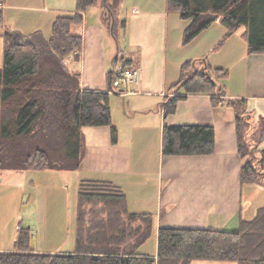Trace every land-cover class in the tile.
<instances>
[{"label":"trees","instance_id":"1","mask_svg":"<svg viewBox=\"0 0 264 264\" xmlns=\"http://www.w3.org/2000/svg\"><path fill=\"white\" fill-rule=\"evenodd\" d=\"M122 0H106L108 18ZM0 0V25L3 22ZM99 0H75L73 13L57 16L46 40L49 54L38 57L30 45H15L5 36L0 67V173L2 171L64 170L77 172L86 155L82 129L112 125L109 93L114 71L107 73V91L82 89L78 64L82 50L81 26L85 12ZM166 12L187 22L181 45L192 43L218 23L222 47L246 27L248 54H264V0H165ZM116 23L113 21V33ZM124 27V23H122ZM8 39V40H7ZM214 47V48H215ZM115 65L128 62L117 57ZM229 71L212 67L202 57L181 63L177 82L159 104L167 118L189 95H206L214 107L235 111L237 154L242 161L239 178L245 185L264 186V121L254 130L243 99L227 98L221 83ZM215 150V132L207 125H164L163 156H208ZM75 247L71 253H35L32 231L18 225L13 248L0 253V264H191L193 261L264 264V207L236 232L212 229L160 227L156 255L142 250L151 238L153 215L130 212L121 189L108 181L83 180L78 185Z\"/></svg>","mask_w":264,"mask_h":264},{"label":"crops","instance_id":"2","mask_svg":"<svg viewBox=\"0 0 264 264\" xmlns=\"http://www.w3.org/2000/svg\"><path fill=\"white\" fill-rule=\"evenodd\" d=\"M9 9L17 14L15 16L34 10L48 12L46 0H5L1 7L5 23ZM73 12L74 9L57 12L45 27L32 33L24 31L20 21L12 18L11 24L15 23L19 28L8 32L6 37L12 44L30 45L38 57L49 54L46 29L52 24L51 20ZM113 21L118 27L114 33ZM8 22L10 24V20ZM187 24L177 15L166 12L165 0H122L113 20L108 18L102 4L88 9L83 24L72 30L81 35L83 41L78 64L81 88L107 91L106 75L115 67L114 61L119 57L136 68L140 75L137 82L127 88L125 95L141 97L147 101L148 108L138 110L135 108L139 106H134L133 111L124 112L121 124L127 138L133 134L129 131L132 126L129 122L135 119L134 115H150L154 118L146 122L148 133L143 137H147L152 146L154 125L160 133L165 124L207 125L215 132L214 153L208 156H163L158 145L160 152L155 162L154 150L148 143L138 151L131 146L127 148L117 130V143L112 145L108 127H85L82 131L86 155L80 170L75 173L81 181H108L118 186L125 195L130 212L153 215L155 235L160 227L236 232L241 220L253 219L258 209L264 207V186L240 183L242 161L237 154L235 111L230 107H214L206 95H189L167 118L158 108L167 89L177 82L181 63L207 56L204 51L196 57L179 51L183 47L181 39ZM218 25L220 37L217 40H220L224 29ZM211 27L199 36L202 37ZM235 37L229 38L222 49L225 50ZM119 41H123V48L117 45ZM172 46L175 47L172 50L173 71L170 72L169 49ZM215 66L229 69L231 77L224 85L227 98L245 100L254 130L260 129L264 121V54H248L246 47L234 64ZM109 105L112 125H115V108L111 99ZM260 146L264 147V142ZM132 155L137 159L133 160ZM17 229L18 226L9 231L1 221L0 253L12 250ZM34 239L38 242L37 235L32 233V251L46 252L34 246Z\"/></svg>","mask_w":264,"mask_h":264},{"label":"rangeland","instance_id":"3","mask_svg":"<svg viewBox=\"0 0 264 264\" xmlns=\"http://www.w3.org/2000/svg\"><path fill=\"white\" fill-rule=\"evenodd\" d=\"M101 4L102 0H99L98 5ZM46 5L48 10L47 13L34 10V12L27 11L22 16H15L17 14H14L11 9L7 11L8 20L5 25H7L9 30H4L0 25V67L2 64L1 51L5 36L11 30L13 31V29H15L16 31L19 28L15 23L11 24L12 18H16L20 21V26L24 31L32 33L36 29H42L45 27V24L47 25V22L54 18L57 12L63 10L66 11V9H74L75 0H46ZM9 20L10 24L8 22ZM5 21L3 17V22ZM218 26L219 25L216 23L213 24L211 29L207 33H204L202 37H197L195 41L188 45H182L183 47H180L181 49L179 51L182 54L193 55V57L198 56V53L204 51L207 53V56H205L207 57V62L212 67H216L215 65L234 64L235 59L247 47V37L244 35L246 27H242L241 31L235 35V38L229 41L226 49L223 50L222 47L224 45L218 48L215 47L219 41L217 39L220 37V29ZM117 29L118 27H115V32H117ZM46 32L50 36L51 25L46 29ZM208 36L209 38L207 39ZM123 44V41H119L117 45H119L120 48H123ZM174 47L172 46L169 49V59L171 62H169L168 69L170 72L173 71L172 50ZM42 56L43 55H41L40 58ZM224 69L229 71L226 67ZM229 77H231L230 71L228 77L221 82L223 86ZM234 77L235 75H233L232 79H234ZM125 94L126 92L123 94L113 92L111 96H109V103L111 99L113 107L115 108V111L113 112L115 125L113 124V127L116 131L119 130L121 132L120 140L121 142L124 140L125 144L123 146L127 145V148L131 146L132 149L138 151L142 147L144 148V145L148 143L154 150L153 159L156 162L158 159V153L160 152L158 145H160L161 149V133L159 132V129L157 128L156 130V128H154L155 125L152 126V131L154 132L153 146L147 137H143L148 133L146 122L153 120L154 117H151L150 115L147 117L142 114H136L134 115L135 119L129 122V124H132V126H129V131L133 132V134L129 135V138H127L123 132L125 128H123L121 121H123L124 112L129 113L130 111H133L132 109H134V106H139V108H135L138 110L147 108L146 100L144 101L141 97H128ZM130 142H133V144L129 145ZM132 159L136 160L137 158L132 155ZM1 180L3 183L0 184V220L7 225L9 231L11 229L13 230L14 227L19 224L23 227H29L32 233L37 235L38 238V242L34 239V246L37 248H43V251H46L43 253L54 254L74 251L77 209L80 202L78 196V185L81 182L80 176L75 172L64 170L2 171L0 173V181ZM31 181L34 183L33 186L31 185ZM4 192L6 193L2 194ZM156 249L157 237L152 233L151 238L144 244L142 250L147 254L154 255L155 253L156 255ZM191 264L236 263L193 261Z\"/></svg>","mask_w":264,"mask_h":264},{"label":"built area","instance_id":"4","mask_svg":"<svg viewBox=\"0 0 264 264\" xmlns=\"http://www.w3.org/2000/svg\"><path fill=\"white\" fill-rule=\"evenodd\" d=\"M139 76V71L132 66L118 65L114 71L112 87L125 89L129 85L137 82Z\"/></svg>","mask_w":264,"mask_h":264},{"label":"water","instance_id":"5","mask_svg":"<svg viewBox=\"0 0 264 264\" xmlns=\"http://www.w3.org/2000/svg\"><path fill=\"white\" fill-rule=\"evenodd\" d=\"M102 3H103V5H105L106 4V0H102Z\"/></svg>","mask_w":264,"mask_h":264}]
</instances>
